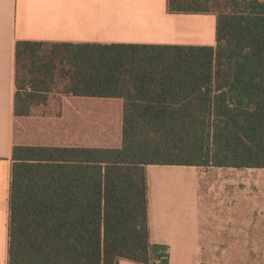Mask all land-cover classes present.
I'll list each match as a JSON object with an SVG mask.
<instances>
[{"label": "trees", "instance_id": "trees-1", "mask_svg": "<svg viewBox=\"0 0 264 264\" xmlns=\"http://www.w3.org/2000/svg\"><path fill=\"white\" fill-rule=\"evenodd\" d=\"M167 12L215 15L216 45L17 42L16 117L122 99V146L13 147L8 264H170L151 241L147 167L264 169V0Z\"/></svg>", "mask_w": 264, "mask_h": 264}, {"label": "crops", "instance_id": "crops-1", "mask_svg": "<svg viewBox=\"0 0 264 264\" xmlns=\"http://www.w3.org/2000/svg\"><path fill=\"white\" fill-rule=\"evenodd\" d=\"M18 41L215 46L216 16L169 14L167 0H0V264L15 145L122 146V99L63 96L60 117L15 116ZM147 176L151 241L170 264H264V169L149 165Z\"/></svg>", "mask_w": 264, "mask_h": 264}, {"label": "rangeland", "instance_id": "rangeland-1", "mask_svg": "<svg viewBox=\"0 0 264 264\" xmlns=\"http://www.w3.org/2000/svg\"><path fill=\"white\" fill-rule=\"evenodd\" d=\"M54 98H52L53 99V105L50 107L51 108V110H56V108H57V104L55 103V100L54 99H58V96H53ZM58 101V100H57ZM104 142V141H103Z\"/></svg>", "mask_w": 264, "mask_h": 264}]
</instances>
